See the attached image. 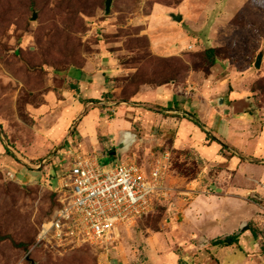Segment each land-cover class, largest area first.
I'll list each match as a JSON object with an SVG mask.
<instances>
[{"label": "rangeland", "instance_id": "1", "mask_svg": "<svg viewBox=\"0 0 264 264\" xmlns=\"http://www.w3.org/2000/svg\"><path fill=\"white\" fill-rule=\"evenodd\" d=\"M185 1L112 0L107 14V0H0V141L6 148L0 158V264H144L150 257L180 252L171 249L178 229L173 227L177 219L170 213L174 199L188 197L185 190L193 195H233L238 191L247 202L263 203L256 193L261 187L257 179H251L262 170H250L257 168L254 164L264 166L256 155L264 130V0H249L241 10L237 5L233 13L226 10L230 0H192L193 5L194 1L202 3L206 9L199 12L207 10V16L192 14V25H184L195 32L191 45L173 56H159L150 38L156 32L152 11L157 6L177 11ZM214 27L216 36L210 38ZM210 48L218 50L217 60H228L224 66L231 64L230 71H224L221 64L212 66L204 58ZM103 53H110L121 71L115 79L120 89L117 100H130L145 85L163 86L173 79L168 84L180 93L187 92L194 104L202 105V113L211 112V120L202 124L217 131L229 149L220 144L216 151L201 153L181 143L180 148H173L172 142L165 140H172L178 130L165 125L161 131L155 128L150 132L138 124H142L138 116H131L135 131L129 135L130 146L126 148L121 136L118 141L111 137L108 148L118 152V162L131 159L146 168L158 154L171 152L168 199L157 202L150 215L122 227L119 242L107 257L92 247L58 254L37 244V238L57 208L60 146L72 131L69 128L58 138L45 134L43 130L54 124H48L47 116H34V109L46 105L52 91L60 99L69 88L68 69L97 61ZM260 55L261 67L256 68ZM213 70L217 78L207 82ZM197 108H192L187 120L197 118ZM220 116L237 120L230 125ZM262 155L264 159V151ZM233 156L243 161L241 169L233 165ZM97 157L103 167L115 162L114 155ZM6 158L13 162L7 168ZM245 174L249 183L244 182Z\"/></svg>", "mask_w": 264, "mask_h": 264}, {"label": "crops", "instance_id": "2", "mask_svg": "<svg viewBox=\"0 0 264 264\" xmlns=\"http://www.w3.org/2000/svg\"><path fill=\"white\" fill-rule=\"evenodd\" d=\"M248 2L249 0H230L226 10L228 13H233L236 7L239 6L237 10H241ZM201 9L206 8L202 6L201 2L194 1L193 5L192 0H186L177 11L169 12L162 6L155 7L150 16L156 31L155 36L151 35L150 37L155 53L159 56L169 57L175 55L173 53H177L178 50L182 51L189 47L193 41L191 35L195 32L190 30L193 29L192 26L185 29L184 25H192V14L197 17H200V14L207 16V10L200 13ZM172 14L182 15L183 21L175 22L171 18ZM215 33L216 27L209 37L214 38ZM109 55L110 53H103L97 61H89L83 67L68 69L65 72V77L69 88L63 90L60 99L58 100L52 91L47 96L48 103L37 110L34 109V116H47L48 124H54L53 127L49 126L43 130L45 134H52L54 138H58L65 135L64 131L71 129L72 133L66 134L64 145L60 146L62 147L61 151L71 147L80 148L86 154L98 158V161L99 157L97 156L114 155L115 162H117L118 152L116 154L111 152L108 146L113 141L112 138L118 141L121 136L133 135L135 128L131 122V116H138V121L142 122V124L139 122L138 124L147 129L150 128V132L155 128L161 131L165 125L174 129V132L178 130L175 136L174 132L171 133V136H174L172 140L171 138L165 140V142L171 141L173 148H180L181 143L188 145L191 151L197 150L201 153L219 149V143L213 142L198 126L187 120L188 113L193 107L199 106L197 118L203 124L211 120V112L202 113L201 104H194L195 101L190 100L187 92H181L183 93L181 95L172 84L156 87L145 85L130 100H117L120 89L116 86L115 79L121 71L117 69L116 64H113L112 55ZM218 61L217 65H223L224 71H230L231 64L227 68L224 66L228 60ZM214 71L206 80L207 82H212L213 77H216ZM223 86L221 85V87ZM111 116L128 117L111 119ZM220 118L224 122H230V125L237 120L232 116H220ZM205 129L220 142L224 141L217 131L206 127ZM140 130V133H143V128ZM169 132L170 130L166 133L169 135ZM185 137L188 139L187 143L183 141ZM109 138L111 139L109 140ZM159 142L163 141L160 139ZM256 147L258 161L264 164L262 155L264 130H261ZM5 152L6 148L0 141V158H4ZM169 153L171 154V152ZM232 160L235 168L240 167L241 169L243 161L236 156H233ZM4 162L6 168L13 163L9 158H6ZM247 164L245 162V165ZM254 165L257 168L250 171L257 173L256 169H261L262 171H259L262 173L256 177L251 176V179H257V183L263 188L264 166ZM247 167L250 169V166ZM246 177L245 174L243 176L245 183L248 182ZM260 189L256 190V193L259 195L258 199L263 202L262 204L247 202L243 194L238 191L233 195H223V192L213 195H193L194 193L185 190L184 193L188 197L174 199L173 212L170 213L171 217L177 219L173 223V227L178 229L174 230L177 232L174 236L177 241L173 242L174 246L171 249H179L180 252L176 253L171 250L167 254L150 257V261H146L144 264H258L259 261H263L262 264H264V253L261 251L260 240H256L250 230H245V226L251 223L256 216L261 215L264 219V190ZM183 203H186L185 206ZM261 228H264V225ZM242 230L238 246L218 247L211 243L213 240L233 235ZM162 247L165 248V244H162ZM166 247L169 248V246Z\"/></svg>", "mask_w": 264, "mask_h": 264}, {"label": "built area", "instance_id": "3", "mask_svg": "<svg viewBox=\"0 0 264 264\" xmlns=\"http://www.w3.org/2000/svg\"><path fill=\"white\" fill-rule=\"evenodd\" d=\"M59 153L57 208L37 238V244L58 254L92 247L107 257L119 242L122 227L150 215L155 204L170 195L166 185L172 167L169 152L154 157L147 168L131 159L103 167L98 158L80 148Z\"/></svg>", "mask_w": 264, "mask_h": 264}, {"label": "trees", "instance_id": "4", "mask_svg": "<svg viewBox=\"0 0 264 264\" xmlns=\"http://www.w3.org/2000/svg\"><path fill=\"white\" fill-rule=\"evenodd\" d=\"M217 52H218V50L216 48H210L204 52V58L207 59L208 61H210L212 66L217 64L218 60L215 58V54ZM171 81H174V80L173 79L167 80L163 84H168ZM163 84H161V85H163ZM192 120L203 132H205L207 134V136L213 142H217V143L221 144L224 149H229L228 146L222 144L219 140H217L216 138L211 136L208 132H206L205 126L197 118H194ZM0 135H1V133H0ZM262 225H264V219L261 215H259V216H256L252 220L251 223H249L245 226V230L246 229L250 230L253 233L254 238L256 240H260L261 251L264 253V228H261ZM242 233H243V230L239 231L238 233H235L233 235H229V236H226L224 238H218L216 240H213L211 243L213 246H218V247H230L233 245L238 246L239 245V239H240V236L242 235Z\"/></svg>", "mask_w": 264, "mask_h": 264}, {"label": "water", "instance_id": "5", "mask_svg": "<svg viewBox=\"0 0 264 264\" xmlns=\"http://www.w3.org/2000/svg\"><path fill=\"white\" fill-rule=\"evenodd\" d=\"M111 3H112V0H107L106 2V13L109 14L110 13V10H111ZM35 16L33 17V20H35ZM171 18L175 21V22H182L183 21V17L182 15H175V14H172L171 15ZM262 58L263 56L260 55L258 58H257V61H256V68H260L261 67V63H262ZM220 103L222 104V100H220ZM129 138L130 136L127 135L124 137V143H125V146L126 148H128L130 146V142H129Z\"/></svg>", "mask_w": 264, "mask_h": 264}]
</instances>
